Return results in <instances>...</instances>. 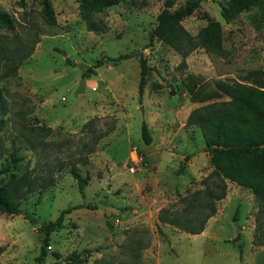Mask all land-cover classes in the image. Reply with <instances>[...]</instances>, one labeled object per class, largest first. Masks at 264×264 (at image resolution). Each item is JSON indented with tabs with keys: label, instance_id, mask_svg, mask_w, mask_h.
Segmentation results:
<instances>
[{
	"label": "rangeland",
	"instance_id": "obj_1",
	"mask_svg": "<svg viewBox=\"0 0 264 264\" xmlns=\"http://www.w3.org/2000/svg\"><path fill=\"white\" fill-rule=\"evenodd\" d=\"M188 1L118 0L91 12L81 9V0H48L53 14L46 19L43 0H0V12L12 22L11 29L0 25V177L27 171L32 180L15 200L21 214H0V264H40L37 228L69 207L76 209L51 233L41 264H72V253L79 254L81 264H157L158 258L160 264H190L193 241L185 235L176 241L177 229L160 224L157 214L178 199L184 186L204 188L207 176L197 179V165H188V140L203 138L186 121L193 110L228 98L193 103L183 82L198 80L201 90L213 94L216 81H239L248 71L264 69V0L228 24L220 15L226 0H201L182 21L192 36L219 22V53L196 48L183 56L159 40L150 42L160 12ZM86 14L102 31L87 30ZM125 54L131 57L108 60ZM21 56L26 57L19 61ZM140 59L149 67L141 99ZM98 60L104 64L84 76ZM142 123L152 137L150 145L141 138ZM132 150L144 158L141 172L129 171ZM14 151L19 161L13 160ZM182 161L184 176L179 174ZM206 161L201 171L208 175L213 170L210 156ZM72 168L89 176L82 192ZM48 178L52 185L40 189ZM239 187L210 231L214 238L237 233V244L214 241L213 250L207 243V252L214 254L205 258L206 264H254L257 205L251 190ZM249 193L248 223L246 205L236 204ZM236 210L238 220L233 221ZM243 225L246 232L240 233Z\"/></svg>",
	"mask_w": 264,
	"mask_h": 264
},
{
	"label": "trees",
	"instance_id": "obj_2",
	"mask_svg": "<svg viewBox=\"0 0 264 264\" xmlns=\"http://www.w3.org/2000/svg\"><path fill=\"white\" fill-rule=\"evenodd\" d=\"M200 1L189 0L183 7L174 11L162 10L157 17L156 26L150 32L149 41L159 40L183 56L196 48H204L213 53L221 52L219 22H210L195 36L189 34L182 26V21L192 15L199 7ZM260 2L261 0H226L220 12L221 18L228 24L242 12L257 6ZM117 3L118 0H81V9L86 11L90 8L91 12H101ZM42 5L45 18L51 19L53 13L50 3L48 0H43ZM84 19L88 31H102V27L91 14H86ZM0 25L8 29L12 28L11 19L4 12H0ZM25 57L21 56L19 61ZM130 57L125 54L108 60L117 62ZM103 64L102 60H98L93 68L84 72V76L93 74V69ZM148 71L146 61L140 59L139 99L142 98ZM183 83L190 93L192 102L202 103L222 96L227 97L228 100L206 104L189 114L186 125L199 128L204 140V150L210 156L213 170L203 180L205 186L203 189L178 196L173 204L159 209L157 220L162 225H168L187 234H200L207 221L216 214V204L225 198L227 182H231L251 190L257 205L253 245L264 246L261 238L264 234V69L248 71L239 81H216L213 94L201 90L198 80H185ZM141 138L146 145L152 142L145 123L141 126ZM96 141L97 138L94 145ZM94 145L89 148L88 154L93 152ZM13 160H20L16 156V151ZM184 165L181 163L179 173L184 171ZM9 167L10 165L7 164L5 169L9 170ZM71 174L79 191L82 192L89 181V176L82 177L74 168L71 169ZM31 185L32 180L27 171L21 174L9 172L0 177V214H21L15 200L23 195L24 188L30 189ZM51 185V178L43 179L40 189H47ZM74 209L76 207L63 210L54 221L42 222L37 228L38 234L41 235V254L38 258L40 264L46 256L51 233L61 228L64 215ZM23 217L31 223H37V220L28 214H23ZM237 220L236 210L233 221ZM243 247L242 242L238 244L240 259ZM2 251L3 248L0 247V254ZM54 255L58 257L56 253ZM68 259L72 264H81L79 254L72 253Z\"/></svg>",
	"mask_w": 264,
	"mask_h": 264
},
{
	"label": "crops",
	"instance_id": "obj_3",
	"mask_svg": "<svg viewBox=\"0 0 264 264\" xmlns=\"http://www.w3.org/2000/svg\"><path fill=\"white\" fill-rule=\"evenodd\" d=\"M193 103H198V102H193ZM188 146H189V149H188L189 154L192 157L191 162L188 163V165H192V164L197 165V170H198L197 179H198V177H201V176H204V177L208 176L209 174L207 175L204 171H201V170L205 169V166L201 167V164L205 165L207 162L206 160L209 157L208 153L204 150L205 145H204L203 140L200 142H198L197 140L196 141L188 140ZM182 163H184L185 165H184V171L182 173H179L180 176L185 175L186 162L182 161ZM202 172H204L205 174L201 175ZM182 183H184V182H182ZM227 184H229V183L227 182ZM201 188H202V185H201ZM230 190L232 191L231 193H230ZM240 190H241V188L239 186L230 183V185L228 186V192H227L225 198L222 199L221 201H219V203H217V205H216V208H217L216 214L207 221L204 230L200 234L191 235V234H187V233H184V232L177 230V232H176L177 236L175 237L176 241H179L178 236L185 235L186 237H188V239H191L194 243V247L191 248L189 253H188V256H189L188 259L190 260V264H206L205 258L211 257V255L214 254V252L213 253L207 252V250H206V244L207 243H208V247H210V245H212L213 250H215L214 248L216 247L213 243L214 241L215 242H230L232 244H237L236 243L237 233H234L233 235H231L229 237L214 238L213 234L210 231H211V227L217 225L220 221V218H219L220 215L219 214H220V209L222 211V208H223L222 206L228 205L230 202H233L230 199L231 195L234 193V191L240 192ZM194 191H196V189L194 190L191 186H184L183 192H180V191L177 192V194H178L177 196H180V195L185 196V195L192 193ZM234 197H237V196H234ZM252 198H253L252 195L249 193V195H247V198H243V197H242V199L239 198L237 200V204H236L239 207H240V204L246 205V207H245L246 209H244V210H245L246 222H248V223L251 220L247 219L246 214L249 212L250 209H252L251 208V204L253 203ZM164 226L170 227L168 225H164ZM245 232H246V229H245V226L243 225L240 228V233H245ZM250 243H251V240H250ZM173 245L175 246L174 238H173V240L171 239V246H173ZM251 245H252L251 247L254 249V264H264V246L255 247L252 243H251ZM237 247H238V245H237ZM255 251H256V255H255ZM255 257L257 258L256 263H255ZM157 264H160L159 258L157 260Z\"/></svg>",
	"mask_w": 264,
	"mask_h": 264
},
{
	"label": "built area",
	"instance_id": "obj_4",
	"mask_svg": "<svg viewBox=\"0 0 264 264\" xmlns=\"http://www.w3.org/2000/svg\"><path fill=\"white\" fill-rule=\"evenodd\" d=\"M129 171L132 173L141 172L143 169L144 158L136 150H132Z\"/></svg>",
	"mask_w": 264,
	"mask_h": 264
},
{
	"label": "water",
	"instance_id": "obj_5",
	"mask_svg": "<svg viewBox=\"0 0 264 264\" xmlns=\"http://www.w3.org/2000/svg\"><path fill=\"white\" fill-rule=\"evenodd\" d=\"M85 85L84 81L81 82V88H83ZM238 231H240V228H238Z\"/></svg>",
	"mask_w": 264,
	"mask_h": 264
}]
</instances>
